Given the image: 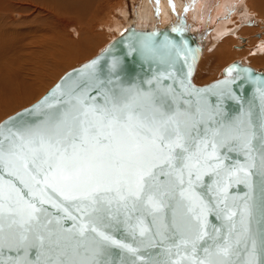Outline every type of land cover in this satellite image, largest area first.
Masks as SVG:
<instances>
[{
  "label": "water",
  "instance_id": "water-1",
  "mask_svg": "<svg viewBox=\"0 0 264 264\" xmlns=\"http://www.w3.org/2000/svg\"><path fill=\"white\" fill-rule=\"evenodd\" d=\"M165 42H169L170 59H161L157 51ZM198 43L195 33L181 23L153 29L129 25L96 55L64 72L36 101L0 121V145L5 153L0 160V204L15 206L16 191L6 183L10 182L24 200L42 209L40 225L31 232L5 226L0 236V264H57L59 260L67 264L73 258L72 249L67 248L64 256L61 250L65 244H75L79 237L68 230L81 223L96 228L86 236L89 242L101 241L96 257L100 264H194L204 259L205 248L215 250L226 242L234 249L229 264H248L253 240L255 262L264 264L260 226L252 220L244 233L242 224L245 203L251 204L249 197L259 198L264 180V71L234 61L224 67L222 77L194 84L191 76L202 44ZM129 89L151 93L165 119L180 114L189 147L185 156L193 154L175 165L182 173V184L177 173L165 167L163 172L168 175L158 173L157 186L146 188L139 200H120L115 190L105 192L112 201L105 205L108 211L85 216L76 209L87 201L65 200L44 184V173L38 174L30 163V176L25 173L27 149H16L23 159L7 154L14 133L44 127L54 115L71 108H110ZM229 129L232 134L226 139ZM244 133L251 141L247 147ZM38 156L42 159L43 153ZM241 168L251 175L246 176ZM30 189H42L51 201L41 204V196L30 195ZM9 195L11 201L6 199ZM149 196L162 206L154 209ZM65 210L76 219H70ZM15 218L20 219L19 215ZM99 233L110 239L102 241ZM21 235L26 239L18 242ZM89 255L81 249L74 259L83 261Z\"/></svg>",
  "mask_w": 264,
  "mask_h": 264
},
{
  "label": "snow or ice",
  "instance_id": "snow-or-ice-1",
  "mask_svg": "<svg viewBox=\"0 0 264 264\" xmlns=\"http://www.w3.org/2000/svg\"><path fill=\"white\" fill-rule=\"evenodd\" d=\"M168 48L169 42H165L157 49L161 59L171 58L172 53L166 51ZM176 55H179V49L176 50ZM80 103L82 104V101ZM164 116L165 113L157 106L151 93L139 91L134 93L129 89L126 95L115 98L110 108L97 110L88 107L83 111L71 108L54 115L44 127L25 128L20 134L14 133L7 154L23 159L16 149H27L30 155L23 164L25 173L30 176L28 173L30 163L38 174L44 173V184L59 191L65 200L87 201V205L77 207L76 211H82L85 216H90L92 213L108 211L105 205H110L112 201L103 195L105 192L115 190L120 200L126 198L139 200L146 188L157 186L154 182L158 173L168 175L163 172L165 167L175 171L180 177V183H183L182 173L175 165L183 164L185 159L190 160L193 154L185 156V153L189 152V147L186 146L187 136L179 120L180 114H177L176 118L169 116L165 119ZM261 128L264 129V124ZM231 134L232 130H227L225 138ZM243 139L247 147L251 142L247 133H244ZM17 140L20 143H17ZM40 152L43 153L42 159L38 156ZM4 155L3 146L0 145V160H3ZM261 166L264 169V158ZM240 170L245 172L246 176L251 175L245 168ZM31 179L36 184L40 183L35 176H31ZM21 181L27 183L25 177H21ZM6 183L10 189L16 191L17 199L14 201L15 206L10 204L6 208L4 204H0V236L5 226L8 229L16 226L24 231H33L40 225L39 214L42 209L24 200L14 185ZM249 187L252 185L249 184ZM37 194L41 196V204L51 201L42 189H30V195ZM6 199L12 200L10 195ZM248 199L252 201L251 204L246 202L242 210L244 233L248 232L247 225L255 220L260 226L258 233L264 248V180H261L259 185V198ZM148 202L154 209L162 206L152 196L148 197ZM65 212L70 219H76L67 210ZM16 215H19V220L15 218ZM89 230L96 232L95 227L89 229L88 223H81L78 227L73 224L72 229L68 230L79 238L74 245L65 244L61 250L60 254L64 256L67 254V248L72 249L73 258H70L67 264H100L96 257L101 241L93 239L89 242L86 236ZM99 235L102 241L110 239L103 233ZM25 239L26 237L21 235L18 242ZM57 247H60L59 243ZM255 248L256 241L253 240L250 252L252 259L248 264H256ZM81 249L90 255L78 262L74 257L80 254ZM233 253L232 244L226 242L225 246L217 247L215 250L205 248L204 259H196L194 264H229V257ZM57 264L66 262L59 260Z\"/></svg>",
  "mask_w": 264,
  "mask_h": 264
},
{
  "label": "bare ground",
  "instance_id": "bare-ground-1",
  "mask_svg": "<svg viewBox=\"0 0 264 264\" xmlns=\"http://www.w3.org/2000/svg\"><path fill=\"white\" fill-rule=\"evenodd\" d=\"M23 1L36 9L35 11H37V15L35 16H40L36 20H34L33 17L31 19L26 18L25 23H29V20H31L30 23L35 21L37 24L40 22L39 24L42 25L43 23H46V25L48 23L49 28L54 27L63 31L66 26L74 25L77 35L79 32L81 35L82 33H91V30L96 25H99L102 30L110 31L116 29L119 31L117 34L119 35L120 32L123 31V23L118 19L119 17L117 15H121L125 21L127 20V10L125 5L122 3L119 5L118 9H115L113 4L111 5L112 0ZM12 3L19 4L15 2V0H0V14L2 13L3 15L6 12L12 15V13L15 12L16 14L18 13L19 15H23L21 11L12 9ZM23 8L21 7L20 10L23 11ZM111 8L113 11L116 10V14L112 13L113 11ZM27 9L28 7L26 10ZM134 12H138L137 24L139 25H134L137 28H159L169 22L166 21L157 25V17L162 16V19L168 20L174 16V19L177 21V23L180 22L184 26H188L190 30L195 33L197 41L202 44L200 46L201 54L196 62L194 73L196 71V73L202 72V75H204V73L206 75L211 73L213 74L214 70L218 69L217 66L224 65V63L228 61H238L239 58L246 60H242L244 62H242V64H247L255 68L264 66V39L250 42V46L244 50L239 48V46H236V49L233 47V44L238 38H240V41L244 40L245 38H242V36L253 31L249 25H242L244 22H248L250 17H254L264 26V0H136ZM103 16L107 17V19L103 18ZM243 19H245L244 22L242 21ZM241 21L243 22L242 24ZM149 23L155 24L153 25L155 27L149 26ZM1 29L2 27L0 26V31ZM8 31H10V29H8ZM37 34L38 33L28 34L30 35L29 42H33L35 44L39 42V44L36 45L37 50L35 51L33 58H29V56L26 58L28 61H34L35 58L39 56L44 59V53L41 54L42 51L45 53L47 52L52 58H54L57 55H61L63 52H68L71 50L74 51V48L84 49L85 47L90 48L91 46L89 45H92L91 41L86 43L84 42L86 40H90V37L86 36L82 39V37H80L81 35H79L77 40H69L66 38L67 34H65L66 37H64V34L62 36L59 35L61 38L58 35L52 33L44 37H41L43 36V33ZM18 37L19 36L16 33L0 32V48H16L17 53L20 54L22 48H25L21 44L26 39L17 41ZM94 37L96 36H92V38ZM257 42L260 43L257 45ZM17 43L19 45L15 46ZM70 56L71 54H69V56H67L64 60L69 59ZM61 61L62 60H59V62ZM32 64L19 62L14 65L11 70L0 68V92H3L2 94H4V91H6V88L10 84L8 80L13 78H22L24 74H27L32 68ZM221 74L223 76L222 72ZM193 75L191 76V80ZM16 80L13 79V82H16ZM26 82L29 84L31 83L25 81V83ZM14 85L15 84L13 83L12 86ZM16 86L18 85L16 84ZM8 89L10 88L8 87ZM10 90L12 91L13 89ZM7 93H9V90H7ZM1 98L2 97L0 94V100Z\"/></svg>",
  "mask_w": 264,
  "mask_h": 264
},
{
  "label": "rangeland",
  "instance_id": "rangeland-1",
  "mask_svg": "<svg viewBox=\"0 0 264 264\" xmlns=\"http://www.w3.org/2000/svg\"><path fill=\"white\" fill-rule=\"evenodd\" d=\"M15 2H17L19 4H13L12 3V9H14L16 11H21L23 15H19L18 13L16 14L15 12H13L12 15L8 14L6 12L3 15L1 13L0 14V16H1L0 17V20H1L0 26L2 27V29L5 28L6 30L1 29L0 32L1 33H16L19 36L17 41H22V40L26 39L24 42H22V44L20 43L25 48H22V51L20 52V54L17 53L16 48H0V68L11 70L14 67V65H16L19 62L29 63V64L33 63V64L31 65L32 68L28 71L27 74H24L22 78H13L15 80L17 79L16 82L15 81L13 82V79L8 80V82H10V84L12 82L11 85L10 84L8 85V87L10 89H13L12 91L10 89H8V87H7L6 91H4L5 95L2 94L3 92H0L1 97H2L0 100V121L3 118L7 117L8 115L18 111L21 108L28 106L31 103H33L34 101H36L41 95H43L57 81V79L64 72H66L67 70L79 65L82 62H85L86 60H88L91 57H93L94 55H96L98 52H100L103 49V47L108 42H110L113 38H115L119 32L116 29H113L110 31L102 30L99 25H96L91 30L92 34L90 32L89 33L87 32L86 34L82 33V35H81L79 32L77 35L74 25L66 26L64 28V31H63V30H60V29L54 28V27L49 28L48 23H47V25H46V23H43V25H42V24H39L40 22L37 24V22L33 21V22H31L32 23L31 24L30 23L31 20L28 21L29 23H25L26 18L31 19L33 17V19L36 20L40 16L39 15L35 16V15H37V11H35L36 9L33 6L26 4L25 1L15 0ZM122 3L125 5L126 10H127V20L125 21L121 15H117V16L119 17L118 19L122 21V23H123L122 27L124 29L125 27H127L129 25L137 24V22H138V19H137L138 14L137 13L138 12H134V9L136 7V0H112L111 5L113 4L114 8L118 9L119 5ZM25 5L26 6L28 5L27 7L29 10L28 9L26 10L27 7ZM19 6H21L22 8L24 6L25 12H24V8L22 11V10H20L21 7H19ZM26 11H29V12H26ZM33 11H35V12H33ZM112 11H113V9H112ZM112 13L116 14V10L113 11ZM103 18L107 19V17H105V16H103ZM249 19L250 20H248V22H244L245 19H243L242 21L245 24L242 21H241V24L243 23L242 25H246V26L249 25L250 28L253 29V31L243 35L242 38H245L244 40L240 41V38H238L235 41V43L233 44L234 49H236L235 48L236 46H239V48L244 50V49L248 48V46H250L249 45L250 42L260 41V39H264V26L260 23V21H258L254 17H250ZM157 21H158L157 25H159V24H162L166 21L167 22H174L175 19L173 16L168 20H164V19H162V16L161 17L159 16V17H157ZM175 22L177 23V21H175ZM178 23H180V22H178ZM137 25H139V24H137ZM153 25H155V24L149 23V26L152 27ZM153 27H155V26H153ZM8 29H10V31H8ZM121 29H119V30H121ZM29 30H30V32H29ZM27 33L28 34H30V33H35V34L36 33H38V34L43 33L42 34L43 36H41V37L47 36L50 33L58 35V36L59 35L62 36L64 34V37L67 36L66 38L69 40H77L79 35H81L80 37H82V39L85 36L90 37V40H86L84 42L86 43L88 41H91L92 45H89V46H91L90 48H86V47L84 49L83 48H81V49L74 48L73 49L74 51L71 50L68 52H63L62 54L60 53L61 55H57L54 58H52L47 52L45 53L44 51H42L41 54L44 53L43 54V56L45 57L44 59L39 56V57H36L34 61L33 60L28 61V60H26V58L28 56H29V58H33L34 53L37 50L36 45H38L39 42L36 44L33 42H29V39H30L29 36L30 35H28ZM44 34H46V35H44ZM65 34H67V35L65 36ZM91 35L96 36V37L92 38ZM61 36H59V37L61 38ZM37 37H39V36H37ZM62 39H64V38H62ZM15 41H16V39H15ZM258 43H260V42H257V45H258ZM18 45H19L18 43L15 44V46H18ZM21 53H23V54H21ZM69 54H71L70 58L67 60H64L67 56H69ZM61 58H63V59H61ZM239 59H238V61H241V63L245 60L243 58H239ZM59 60H62V61L59 62ZM42 62H43V64H42ZM229 63H231V62L228 61V62L224 63V65L217 66L218 71L215 69L216 71L214 70L213 74L211 73L209 75H206L205 73H204V75H202V72L201 73L198 72L199 73L198 74L195 71V73L192 77L193 83L197 84V85H203V84H207V83H209V82H211L217 78L222 77L221 72L223 73L224 67L227 66ZM251 67L257 71L258 70L264 71V66L257 67V68H255L253 66H251ZM22 79H24V80H22ZM25 81H28L31 83L30 84L27 82L25 83ZM13 83L15 84L14 86H12ZM23 83L25 84V86ZM16 84L18 86H16ZM26 84H27V86H26ZM7 90H9V93H7ZM13 92H14V94H13Z\"/></svg>",
  "mask_w": 264,
  "mask_h": 264
}]
</instances>
